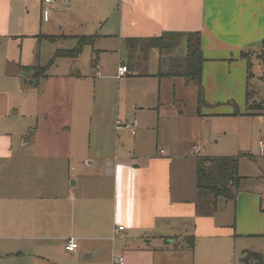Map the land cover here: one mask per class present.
<instances>
[{"label": "crops", "instance_id": "1", "mask_svg": "<svg viewBox=\"0 0 264 264\" xmlns=\"http://www.w3.org/2000/svg\"><path fill=\"white\" fill-rule=\"evenodd\" d=\"M166 32L200 33L206 104L199 113L196 108L197 120L185 121L179 110L175 125L182 134L168 146L159 143V136L151 140L154 123L140 116L155 113L154 105L138 107L131 123L121 121L135 128L134 135L117 129L120 120L113 123L111 110L100 111L91 128L92 147L82 159L71 134L76 100H85L77 82L87 77L73 72L37 81L33 69L43 66H35L36 44L75 46L76 38L95 36L90 62L95 61L99 78L103 50L95 48L97 42L113 38L126 51V39ZM50 36L59 40L42 39ZM263 41L264 0H56L47 15L35 0H0V264H111L114 256L123 264H264L261 249L244 245L246 239H264L263 196L242 192L234 202L219 198L211 215L200 212L196 161L227 156H208L205 147L189 141L199 120L238 112L246 116L251 61L264 60ZM148 66L149 60L145 76L128 69L115 78L170 80L172 97L177 86L183 87L186 79L157 77L158 60L156 73H149ZM24 79L42 85L29 113L41 124L27 134L29 127L19 131L13 121L20 113L12 97L25 92ZM50 95L64 98L58 112L66 120L59 125L49 121L57 107L44 104ZM122 105L119 99L117 116H123ZM255 116L262 120L261 114ZM193 146L204 149L201 157L192 154ZM74 161L85 164L77 174L70 166ZM247 204L256 220L243 219ZM118 227L123 230L116 232ZM69 238L78 245L72 253L64 249Z\"/></svg>", "mask_w": 264, "mask_h": 264}, {"label": "rangeland", "instance_id": "2", "mask_svg": "<svg viewBox=\"0 0 264 264\" xmlns=\"http://www.w3.org/2000/svg\"><path fill=\"white\" fill-rule=\"evenodd\" d=\"M42 39L50 42L59 40L55 36H50L48 39L42 37ZM100 42L95 44V48L103 50L99 55V78L90 66L91 48L89 46L83 47L80 56L76 60L56 59L47 71V76L52 77H61L73 72L87 77V81L77 82V91L85 98L81 104L76 100L75 104L78 106H74L75 128L71 134V140L72 143H76L77 153H80L82 159H85L84 153L88 154L87 150L92 147L94 137L91 136L93 135L91 128L95 125V113L111 110L113 123L117 119L131 123L134 121V113L139 110L138 107H148L150 105H154L155 113H143L140 116L144 122H147L148 117H150V122L154 123V129L150 134L151 140L154 141L156 136H159V143L161 144L165 143L169 146L171 143H176L182 134L178 135V127L175 125V122L178 121V111H182L185 121L188 119L194 121L198 118L196 115L195 86L193 84L185 85V80L183 81V87L177 86L174 97H172L168 92V87L172 82L170 80H163L159 83L155 78H140L137 76L117 79L115 78L117 68L120 67L121 62L124 64L127 62L125 48L113 38ZM72 47H74L73 42L36 44L34 58L37 53L39 58L35 66L46 65L56 50L72 49ZM184 54L185 49L180 47L179 55L184 56ZM157 60V52L151 51L149 55V73L157 72ZM251 63L252 76L248 79L251 101L248 103L244 114L248 111L251 114H261L262 120L255 115L240 116L239 113L242 112H238L233 116H213L205 118V121L200 122L199 120V123L194 124L192 126V133L194 134L189 137L191 143L195 142L205 147L208 156L237 157L238 176L241 178V183L233 191L235 200L242 192H248L249 194L255 192L264 198V60L252 59ZM37 71L36 73H39L38 69ZM25 81L24 86H27L25 92L22 96L12 97V102L16 104L14 111L20 113L13 119L14 122H17L15 127L19 131H25L29 127L25 132L27 134L33 131L32 129H35L38 123L41 124L39 122L40 118L29 113L41 97L42 85L37 88L36 84L30 82L32 80L26 79ZM26 96L27 99L24 100ZM119 99L123 101L122 107L119 106L121 108L120 113L122 111L123 115H119L120 117L117 116ZM46 100L45 105L49 106L54 102L57 106L55 113L49 112V121L57 125L65 121L66 118L61 119L62 113L58 112L63 105L64 98H56L50 95L49 100ZM169 101H173L175 105L172 106L168 103ZM57 136L60 137L59 129H57ZM196 139L199 140L195 141ZM25 148L30 150L32 147L26 146ZM84 165H77V161L70 164L75 168V174ZM62 170L66 171L65 165L62 166ZM242 217L243 219H257L256 213L249 208L248 204L242 212ZM249 244L261 249L263 253L260 255L264 263V239H246L244 245L249 246Z\"/></svg>", "mask_w": 264, "mask_h": 264}, {"label": "trees", "instance_id": "3", "mask_svg": "<svg viewBox=\"0 0 264 264\" xmlns=\"http://www.w3.org/2000/svg\"><path fill=\"white\" fill-rule=\"evenodd\" d=\"M46 38L48 39V37ZM95 39V36H81L76 38V45L72 49L56 50L45 66L33 69L36 80L39 81L47 77V71L56 59L76 60L80 56L83 47L92 46ZM182 42L186 44L184 56L178 55ZM125 47L128 54L127 69L145 76L149 54L155 50L158 53L157 77L162 79L181 78L193 83L196 86L197 112L199 113L200 108L206 104L201 85L204 58L199 32H166L158 37L126 39ZM262 51V56H264V41L262 42ZM90 63L93 68L95 61L92 60ZM37 69L39 73H36ZM250 98V95L247 94V105ZM245 115L260 114H251L248 111ZM240 181L236 156L198 158L196 161V200L198 210L205 215H211L216 210V202L219 198L227 202H234L235 195L233 191L241 183ZM257 259L262 263L260 256Z\"/></svg>", "mask_w": 264, "mask_h": 264}, {"label": "built area", "instance_id": "4", "mask_svg": "<svg viewBox=\"0 0 264 264\" xmlns=\"http://www.w3.org/2000/svg\"><path fill=\"white\" fill-rule=\"evenodd\" d=\"M36 2L40 3L44 7V15L48 14V11L55 5L56 0H35ZM65 4H68V0H65ZM95 69H98V66L95 67ZM128 72V69L125 65H122L118 69L117 76L118 78L123 77ZM117 129L119 128H125L131 135L135 134V128L126 122L117 121L116 122ZM192 154L196 157H201L204 153V149L200 146H193L192 147ZM122 227L116 228V232L122 231ZM78 245L75 239L69 238L66 240L64 249L66 252L72 253L77 249ZM111 264H123V259H121L118 256H114L112 259Z\"/></svg>", "mask_w": 264, "mask_h": 264}, {"label": "water", "instance_id": "5", "mask_svg": "<svg viewBox=\"0 0 264 264\" xmlns=\"http://www.w3.org/2000/svg\"><path fill=\"white\" fill-rule=\"evenodd\" d=\"M31 83H33V84H35V81L34 80H32V81H30ZM29 135H30V133H29Z\"/></svg>", "mask_w": 264, "mask_h": 264}]
</instances>
